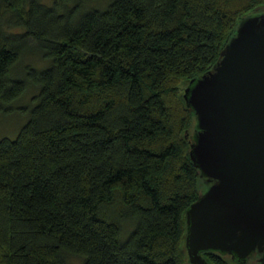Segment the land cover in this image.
<instances>
[{
	"label": "trees",
	"instance_id": "16d2710c",
	"mask_svg": "<svg viewBox=\"0 0 264 264\" xmlns=\"http://www.w3.org/2000/svg\"><path fill=\"white\" fill-rule=\"evenodd\" d=\"M261 13L264 0H0V98L30 96L0 139V264H190L185 214L206 185L184 90ZM32 49L45 66L14 72Z\"/></svg>",
	"mask_w": 264,
	"mask_h": 264
},
{
	"label": "water",
	"instance_id": "95a60500",
	"mask_svg": "<svg viewBox=\"0 0 264 264\" xmlns=\"http://www.w3.org/2000/svg\"><path fill=\"white\" fill-rule=\"evenodd\" d=\"M183 99L196 122L190 159L206 185L185 214L189 263L218 253L264 264V13L239 23Z\"/></svg>",
	"mask_w": 264,
	"mask_h": 264
},
{
	"label": "rangeland",
	"instance_id": "374dc122",
	"mask_svg": "<svg viewBox=\"0 0 264 264\" xmlns=\"http://www.w3.org/2000/svg\"><path fill=\"white\" fill-rule=\"evenodd\" d=\"M52 1L53 0H43V2L47 5H50ZM34 52L35 51L33 49L27 50L25 54L27 56H24L17 63L14 72H16L17 74L22 73L23 69L27 66H31L34 68H43L45 66L44 61L41 58L39 59V57H37L36 55H33ZM29 97H30L29 95H25L22 98L23 102H17L12 105L11 103L4 102L3 99L0 98V139L4 137L13 139L14 136L18 133L21 126L25 123L26 118H24V114H23L24 111L20 112V109L25 108V104L27 103V99H29ZM7 105H9V107L5 109V106ZM75 263L78 264L77 261ZM248 264H257V263L254 258H251Z\"/></svg>",
	"mask_w": 264,
	"mask_h": 264
},
{
	"label": "flooded vegetation",
	"instance_id": "af4514ba",
	"mask_svg": "<svg viewBox=\"0 0 264 264\" xmlns=\"http://www.w3.org/2000/svg\"><path fill=\"white\" fill-rule=\"evenodd\" d=\"M219 261H221V264H238L237 260L235 258H232V256L230 255H216ZM251 258H254L256 260V263H258V258L257 255L253 254L247 261L245 264H248L249 260Z\"/></svg>",
	"mask_w": 264,
	"mask_h": 264
},
{
	"label": "bare ground",
	"instance_id": "6f19581e",
	"mask_svg": "<svg viewBox=\"0 0 264 264\" xmlns=\"http://www.w3.org/2000/svg\"><path fill=\"white\" fill-rule=\"evenodd\" d=\"M258 258V257H257Z\"/></svg>",
	"mask_w": 264,
	"mask_h": 264
}]
</instances>
